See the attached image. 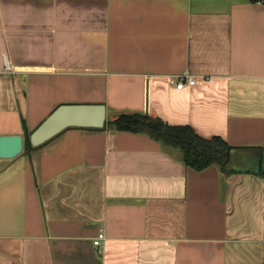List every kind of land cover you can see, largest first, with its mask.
<instances>
[{
  "label": "crops",
  "instance_id": "crops-1",
  "mask_svg": "<svg viewBox=\"0 0 264 264\" xmlns=\"http://www.w3.org/2000/svg\"><path fill=\"white\" fill-rule=\"evenodd\" d=\"M68 104L219 137L228 162L107 127L24 148L0 159V264H264V2L0 0V136Z\"/></svg>",
  "mask_w": 264,
  "mask_h": 264
},
{
  "label": "trees",
  "instance_id": "trees-1",
  "mask_svg": "<svg viewBox=\"0 0 264 264\" xmlns=\"http://www.w3.org/2000/svg\"><path fill=\"white\" fill-rule=\"evenodd\" d=\"M106 127L114 131L144 134L164 147L177 149L182 161L195 171H202L210 165L223 169L228 162L227 152L230 150L224 140L219 137L203 138L188 126L170 125L150 115L119 113L107 121ZM25 148H29L27 142Z\"/></svg>",
  "mask_w": 264,
  "mask_h": 264
},
{
  "label": "water",
  "instance_id": "water-1",
  "mask_svg": "<svg viewBox=\"0 0 264 264\" xmlns=\"http://www.w3.org/2000/svg\"><path fill=\"white\" fill-rule=\"evenodd\" d=\"M107 121L105 107L101 104L60 105L27 138L20 135L0 136V159H13L23 153L25 142L31 149L38 148L65 130L103 129ZM261 159L258 172L263 174Z\"/></svg>",
  "mask_w": 264,
  "mask_h": 264
},
{
  "label": "built area",
  "instance_id": "built-area-1",
  "mask_svg": "<svg viewBox=\"0 0 264 264\" xmlns=\"http://www.w3.org/2000/svg\"><path fill=\"white\" fill-rule=\"evenodd\" d=\"M259 2H262V1H259ZM4 69L6 71H11V67L9 64H6ZM197 84V80L193 77H190V76H187V75H182V76H179L177 79H176V82H175V86L176 88L178 89H181L183 88L184 86H193ZM104 240V234L102 232H100L97 237L93 240L92 244L95 246V247H100L102 245V241Z\"/></svg>",
  "mask_w": 264,
  "mask_h": 264
}]
</instances>
